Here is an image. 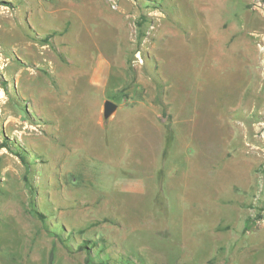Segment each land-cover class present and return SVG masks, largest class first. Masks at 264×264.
Returning <instances> with one entry per match:
<instances>
[{"label": "rangeland", "instance_id": "374dc122", "mask_svg": "<svg viewBox=\"0 0 264 264\" xmlns=\"http://www.w3.org/2000/svg\"><path fill=\"white\" fill-rule=\"evenodd\" d=\"M0 264H264V0H0Z\"/></svg>", "mask_w": 264, "mask_h": 264}, {"label": "water", "instance_id": "95a60500", "mask_svg": "<svg viewBox=\"0 0 264 264\" xmlns=\"http://www.w3.org/2000/svg\"><path fill=\"white\" fill-rule=\"evenodd\" d=\"M118 109V105L112 101L107 100L104 103L103 115L106 120H108Z\"/></svg>", "mask_w": 264, "mask_h": 264}, {"label": "crops", "instance_id": "0c3cea01", "mask_svg": "<svg viewBox=\"0 0 264 264\" xmlns=\"http://www.w3.org/2000/svg\"><path fill=\"white\" fill-rule=\"evenodd\" d=\"M102 65L103 64H100V66H99V69H98V71H97V75H96V80H100L101 79V77H102Z\"/></svg>", "mask_w": 264, "mask_h": 264}]
</instances>
